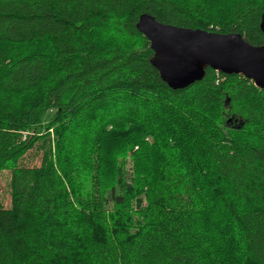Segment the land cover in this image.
I'll return each mask as SVG.
<instances>
[{"label": "trees", "instance_id": "trees-1", "mask_svg": "<svg viewBox=\"0 0 264 264\" xmlns=\"http://www.w3.org/2000/svg\"><path fill=\"white\" fill-rule=\"evenodd\" d=\"M143 13L264 44V0H0V264H264V89L171 88Z\"/></svg>", "mask_w": 264, "mask_h": 264}, {"label": "water", "instance_id": "water-1", "mask_svg": "<svg viewBox=\"0 0 264 264\" xmlns=\"http://www.w3.org/2000/svg\"><path fill=\"white\" fill-rule=\"evenodd\" d=\"M260 27L264 33V13ZM137 28L150 41L153 65L173 89L201 81L207 67L243 75L264 89V44L253 45L240 33L221 34L164 24L148 13L140 16Z\"/></svg>", "mask_w": 264, "mask_h": 264}, {"label": "rangeland", "instance_id": "rangeland-1", "mask_svg": "<svg viewBox=\"0 0 264 264\" xmlns=\"http://www.w3.org/2000/svg\"><path fill=\"white\" fill-rule=\"evenodd\" d=\"M52 137H54L53 133H52ZM41 159H42L41 153H38L36 151H30L25 159V162L30 165H40ZM9 181H10V172L8 171L3 172L0 176V198L6 207H9L11 204Z\"/></svg>", "mask_w": 264, "mask_h": 264}]
</instances>
